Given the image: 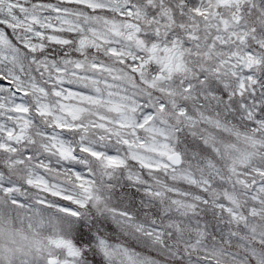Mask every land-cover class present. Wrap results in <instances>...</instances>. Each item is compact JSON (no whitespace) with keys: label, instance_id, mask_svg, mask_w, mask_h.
Instances as JSON below:
<instances>
[{"label":"snow or ice","instance_id":"snow-or-ice-1","mask_svg":"<svg viewBox=\"0 0 264 264\" xmlns=\"http://www.w3.org/2000/svg\"><path fill=\"white\" fill-rule=\"evenodd\" d=\"M0 264H264V0H0Z\"/></svg>","mask_w":264,"mask_h":264}]
</instances>
